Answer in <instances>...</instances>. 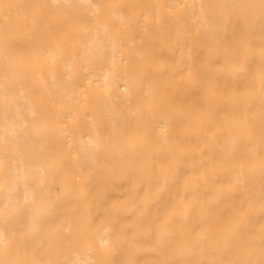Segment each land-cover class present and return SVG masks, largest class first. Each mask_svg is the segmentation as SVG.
<instances>
[{
    "label": "bare ground",
    "instance_id": "6f19581e",
    "mask_svg": "<svg viewBox=\"0 0 264 264\" xmlns=\"http://www.w3.org/2000/svg\"><path fill=\"white\" fill-rule=\"evenodd\" d=\"M0 264H264V0H0Z\"/></svg>",
    "mask_w": 264,
    "mask_h": 264
}]
</instances>
